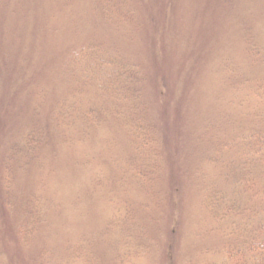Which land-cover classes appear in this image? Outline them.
<instances>
[{
	"label": "rangeland",
	"instance_id": "rangeland-1",
	"mask_svg": "<svg viewBox=\"0 0 264 264\" xmlns=\"http://www.w3.org/2000/svg\"><path fill=\"white\" fill-rule=\"evenodd\" d=\"M251 132L264 0H0V264H221L202 198L236 186L221 143Z\"/></svg>",
	"mask_w": 264,
	"mask_h": 264
},
{
	"label": "trees",
	"instance_id": "trees-1",
	"mask_svg": "<svg viewBox=\"0 0 264 264\" xmlns=\"http://www.w3.org/2000/svg\"><path fill=\"white\" fill-rule=\"evenodd\" d=\"M117 60L119 66L111 69L108 74L113 76L110 85L118 96L122 94L120 86L124 87L127 97L134 100L140 93V74L134 63ZM98 63L100 68L104 64H117L111 56L98 59ZM96 71L100 77L104 75V70ZM136 121L132 136L135 139L150 137V125L146 119ZM262 140L264 138L257 132L223 140L222 148L227 149L234 141L241 146L237 158H221V175L234 176L236 186L230 191L222 187L221 191L209 188L202 198L214 221L221 223V264H264V150L260 148ZM257 158L255 163L260 167L255 173L250 170V166ZM19 230L23 239L32 231L28 226L25 231L22 228Z\"/></svg>",
	"mask_w": 264,
	"mask_h": 264
}]
</instances>
